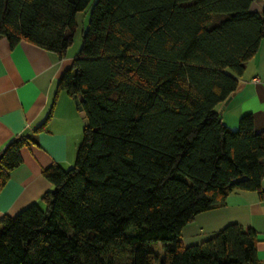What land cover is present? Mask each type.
<instances>
[{
  "label": "trees",
  "instance_id": "16d2710c",
  "mask_svg": "<svg viewBox=\"0 0 264 264\" xmlns=\"http://www.w3.org/2000/svg\"><path fill=\"white\" fill-rule=\"evenodd\" d=\"M254 0H96L58 88L88 120L75 162L0 219V264H257L254 229L229 224L185 247L193 218L233 192L263 195L264 132L236 129L216 107L239 86L264 39ZM90 0H0V37L64 56ZM24 138L0 155V188ZM162 242L165 254L150 249Z\"/></svg>",
  "mask_w": 264,
  "mask_h": 264
},
{
  "label": "crops",
  "instance_id": "0c3cea01",
  "mask_svg": "<svg viewBox=\"0 0 264 264\" xmlns=\"http://www.w3.org/2000/svg\"><path fill=\"white\" fill-rule=\"evenodd\" d=\"M70 47L61 57L25 41L11 46L0 37V155L16 138L27 142L19 149L21 164L0 188V219L15 216L33 203L42 206L43 194L53 189L43 169L52 164L67 169L75 162L84 129L74 102L80 98L58 88L60 76L80 49ZM238 82L228 103L216 107L220 120L236 129L239 118L251 114L255 130L264 132V39L245 63ZM261 181L263 195L233 192L225 205L197 214L183 227L182 244H199L227 225L238 224L257 233L255 257L257 264H264V177Z\"/></svg>",
  "mask_w": 264,
  "mask_h": 264
},
{
  "label": "rangeland",
  "instance_id": "374dc122",
  "mask_svg": "<svg viewBox=\"0 0 264 264\" xmlns=\"http://www.w3.org/2000/svg\"><path fill=\"white\" fill-rule=\"evenodd\" d=\"M96 0H90V2L88 3V5L81 11L77 12L76 14V30L74 33V43L73 45H71L70 48H76L77 45H81V38L82 37V31H84V29H86L87 25H88V21H89V15L91 12V8L93 3ZM68 169V168H67ZM150 249L152 250H156L159 251L161 256L163 257L165 254V245L162 242H156V243H151L150 244Z\"/></svg>",
  "mask_w": 264,
  "mask_h": 264
},
{
  "label": "water",
  "instance_id": "95a60500",
  "mask_svg": "<svg viewBox=\"0 0 264 264\" xmlns=\"http://www.w3.org/2000/svg\"><path fill=\"white\" fill-rule=\"evenodd\" d=\"M263 5H264V0H254L251 3L250 10L251 11H255V12H260L262 10V8H263ZM229 100H230V98H228L226 101H224V105H226ZM74 102H75V104L77 106V110L79 111V114H80V116H81V118L83 120V124L87 125L88 124V120L85 117L84 111L82 110L81 106L79 105V100L75 99Z\"/></svg>",
  "mask_w": 264,
  "mask_h": 264
}]
</instances>
